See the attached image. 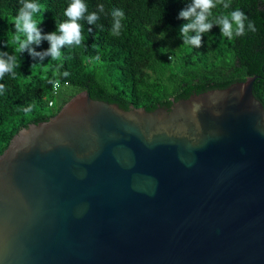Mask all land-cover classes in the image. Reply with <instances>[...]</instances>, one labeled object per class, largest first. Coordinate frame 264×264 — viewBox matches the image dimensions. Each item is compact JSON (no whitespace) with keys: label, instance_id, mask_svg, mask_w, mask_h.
<instances>
[{"label":"water","instance_id":"95a60500","mask_svg":"<svg viewBox=\"0 0 264 264\" xmlns=\"http://www.w3.org/2000/svg\"><path fill=\"white\" fill-rule=\"evenodd\" d=\"M259 76L124 110L71 98L0 156V264H264Z\"/></svg>","mask_w":264,"mask_h":264},{"label":"trees","instance_id":"16d2710c","mask_svg":"<svg viewBox=\"0 0 264 264\" xmlns=\"http://www.w3.org/2000/svg\"><path fill=\"white\" fill-rule=\"evenodd\" d=\"M36 2L44 6L39 14L42 33L56 31V21L67 19L63 13L71 0ZM83 2L88 9L85 17L97 12L99 19L91 25L86 19L79 21L84 37L81 45L62 48L59 60L39 61L27 51L20 53L15 41L14 17L21 0H0V53L20 56L16 78L5 75L0 79L5 86L0 95V156L20 130L50 120L83 91L94 100L117 104L124 110L133 107L154 111L159 107L170 109L173 100L226 89L259 76L254 94L264 105V0H231V7L226 10L212 9L213 16L237 8L243 11L248 18L245 33L229 40L214 26L211 32L203 34L200 48L184 45L179 36L186 21L178 19V15L191 0ZM100 4L104 5V12L98 11ZM114 8L124 12L119 36L110 34ZM249 21L255 25L254 32L247 27ZM48 47V42L42 41L35 50L46 51ZM33 64L36 66L32 68ZM56 82H68L65 88L70 92L54 97ZM52 99L55 104L49 107Z\"/></svg>","mask_w":264,"mask_h":264},{"label":"clouds","instance_id":"9594fccd","mask_svg":"<svg viewBox=\"0 0 264 264\" xmlns=\"http://www.w3.org/2000/svg\"><path fill=\"white\" fill-rule=\"evenodd\" d=\"M43 7L36 0H21V7L14 17V28L17 33L15 41L18 45V51L20 53L27 51L33 59L39 61H43L45 58L59 60L62 57V48L65 46H80L84 37L82 35V25L79 21L86 19L87 23L91 25L99 19L97 12L89 13L85 17L88 9L83 0H71L63 13L67 19L64 22L57 20L56 31L44 34L39 27L43 23L42 16L39 15ZM217 7L226 10L231 7V0H191V3L180 11L178 19L186 21L179 30V36L183 37L184 45L200 48L203 34L211 32L214 26L219 28L222 37L229 40L244 35L245 21L248 19L245 13L237 8L230 13L221 12L213 16L212 9ZM97 9L99 12H104V5H97ZM111 16L113 24L110 34L119 36L124 12L121 9L114 8L111 11ZM247 27L250 31L254 32L256 30L251 21L248 22ZM190 33H195V35H190ZM161 35L165 34L161 33ZM42 41H47L49 47L46 51L37 52L35 48L39 47ZM19 57L8 52L0 53V79H3L5 75H9L13 79L16 78L17 69L20 67ZM35 66L33 64L32 68ZM64 75L67 76L68 73H64ZM49 83H53V81H49ZM53 86L59 87L58 82L54 83ZM4 91L5 86L0 84V95Z\"/></svg>","mask_w":264,"mask_h":264},{"label":"built area","instance_id":"2783aa9c","mask_svg":"<svg viewBox=\"0 0 264 264\" xmlns=\"http://www.w3.org/2000/svg\"><path fill=\"white\" fill-rule=\"evenodd\" d=\"M57 83V82H56ZM59 84V87H54L53 86V90H52V93H53V96L54 97H59L60 96V93L62 91L63 88L69 86V83L66 82V83H61V82H58ZM55 104V100L52 99L50 102H49V107H53Z\"/></svg>","mask_w":264,"mask_h":264},{"label":"rangeland","instance_id":"374dc122","mask_svg":"<svg viewBox=\"0 0 264 264\" xmlns=\"http://www.w3.org/2000/svg\"><path fill=\"white\" fill-rule=\"evenodd\" d=\"M70 92V90L69 89H67V88H63L62 89V91H61V93H60V97H62V95H66L67 93H69Z\"/></svg>","mask_w":264,"mask_h":264}]
</instances>
